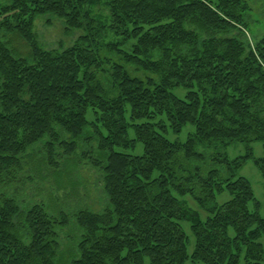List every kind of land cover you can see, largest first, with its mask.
I'll return each mask as SVG.
<instances>
[{"label": "trees", "instance_id": "1", "mask_svg": "<svg viewBox=\"0 0 264 264\" xmlns=\"http://www.w3.org/2000/svg\"><path fill=\"white\" fill-rule=\"evenodd\" d=\"M252 10L250 0H0V264H264L261 204L239 174L253 159L264 177L252 149L264 142V34H252ZM42 17L81 34L46 48ZM188 125L185 141L169 137ZM236 142L247 152L230 158ZM80 154L106 200L69 214L55 192L68 193ZM45 170L57 190L27 194Z\"/></svg>", "mask_w": 264, "mask_h": 264}, {"label": "rangeland", "instance_id": "2", "mask_svg": "<svg viewBox=\"0 0 264 264\" xmlns=\"http://www.w3.org/2000/svg\"><path fill=\"white\" fill-rule=\"evenodd\" d=\"M253 10L251 11V24L250 30L252 34L256 37H260L264 34V0H250ZM103 12V14L108 13L107 9H99ZM35 29L38 34L39 41L46 48L49 49H58L60 47H67L72 45L73 42L79 37L81 34L80 30L68 31L66 25L63 20L56 17H42L36 21ZM11 44L13 45V49H17V51L21 55H27L29 53V47L27 46L24 39L18 35H11L9 37ZM110 39H113L110 37ZM176 94L179 96H183L184 90L183 88H178L175 90ZM90 116V112L88 113ZM189 130H192L191 125H188L184 128V130L179 134L170 133L169 137L173 140L185 141L187 138V134ZM252 149L255 157H263L264 156V142H254L252 143ZM82 149L79 150L81 153ZM226 152L230 158H235L240 155H244L247 152V147L243 143H232L230 144ZM81 157L80 160L77 158L79 162V167L73 169V173L70 174L67 178L68 184V193L65 192H55L57 196L63 200V209L66 210L67 213L72 214L69 210L70 208H76L77 204H88L92 208L99 210L105 204V196L102 192L100 176L98 171L93 168L90 164L89 160H84L82 158V154L79 155ZM44 174L46 175L44 179L39 182V178L35 183H31L30 180L24 183V191L31 195L35 192H40V199L46 197L47 194H50V190L56 187L53 175L45 170ZM240 175L248 178L253 186V190L255 196L259 200L261 207L260 213L264 217V177L254 162L253 159H248L246 163L242 166L239 172ZM74 185V187H73ZM51 186L50 190L49 187ZM40 188V189H39ZM44 191V192H41ZM47 193V194H46ZM229 199V194L224 193L219 196L218 201L220 203L225 202ZM75 204V205H73ZM69 208V209H67ZM71 216V215H70ZM186 231L189 235H191V231L186 226ZM64 243L66 244L69 239H66V234H62ZM192 239H194L192 237ZM261 242L264 246V237L261 238ZM193 244L189 246V252H192ZM240 264H244V259L242 257Z\"/></svg>", "mask_w": 264, "mask_h": 264}]
</instances>
